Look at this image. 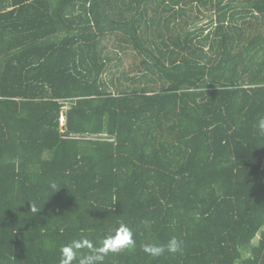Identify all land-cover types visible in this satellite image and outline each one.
Listing matches in <instances>:
<instances>
[{
  "label": "trees",
  "instance_id": "16d2710c",
  "mask_svg": "<svg viewBox=\"0 0 264 264\" xmlns=\"http://www.w3.org/2000/svg\"><path fill=\"white\" fill-rule=\"evenodd\" d=\"M0 264H264V0H0Z\"/></svg>",
  "mask_w": 264,
  "mask_h": 264
},
{
  "label": "rangeland",
  "instance_id": "374dc122",
  "mask_svg": "<svg viewBox=\"0 0 264 264\" xmlns=\"http://www.w3.org/2000/svg\"><path fill=\"white\" fill-rule=\"evenodd\" d=\"M191 13H193V12H191ZM191 13H190V14H191ZM208 13H209V11H205V10H203L202 14H200V17L205 16V15L208 14ZM193 15H194V13H193ZM207 21H208L207 18L202 19V22H198L197 26H199V27H201V26H205V25L207 24ZM128 54H130V53H128ZM130 61H131L130 55H129V56L127 55V56L125 57V59H124V62H123V64H122V66H123V67H128ZM62 123H63V117L60 118V124H62Z\"/></svg>",
  "mask_w": 264,
  "mask_h": 264
},
{
  "label": "clouds",
  "instance_id": "9594fccd",
  "mask_svg": "<svg viewBox=\"0 0 264 264\" xmlns=\"http://www.w3.org/2000/svg\"><path fill=\"white\" fill-rule=\"evenodd\" d=\"M61 117H63V115H61ZM64 118V117H63ZM64 122V121H63ZM63 124V123H62Z\"/></svg>",
  "mask_w": 264,
  "mask_h": 264
},
{
  "label": "built area",
  "instance_id": "2783aa9c",
  "mask_svg": "<svg viewBox=\"0 0 264 264\" xmlns=\"http://www.w3.org/2000/svg\"><path fill=\"white\" fill-rule=\"evenodd\" d=\"M65 107H66V106H65ZM65 107H64V108H65ZM63 121H64V118H63Z\"/></svg>",
  "mask_w": 264,
  "mask_h": 264
}]
</instances>
